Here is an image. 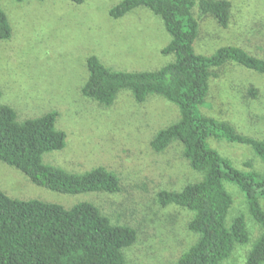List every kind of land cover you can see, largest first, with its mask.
<instances>
[{"label": "rangeland", "instance_id": "1", "mask_svg": "<svg viewBox=\"0 0 264 264\" xmlns=\"http://www.w3.org/2000/svg\"><path fill=\"white\" fill-rule=\"evenodd\" d=\"M123 0H0L12 36L0 41L1 103L12 107L18 120L57 112V128L64 131L66 147L45 155L44 161L72 173L102 166L120 179L115 194L66 195L32 183L21 171L0 161V190L19 200H39L71 208L89 202L113 224L133 227L136 243L124 251L127 264H177L196 242L188 230L191 213L180 207H163L161 191H179L201 180L183 157L180 143L156 153L151 140L161 129L179 119L178 108L160 96L137 103L122 91L107 107L84 97L88 78L86 61L97 56L117 71H154L173 60L162 54L170 42L162 20L146 8L113 19L109 11ZM232 18L228 29L211 18L200 19L198 54L210 56L217 49L236 45L264 58V0H228ZM194 14L198 17V11ZM199 18V17H198ZM253 86L258 98L248 94ZM203 112L226 120L246 136L264 140V76L236 65L227 66L214 80ZM210 145L237 167L251 161L264 173V162L251 148L225 141ZM234 197L229 222L244 214L251 242L237 246L222 264H246L252 242L262 228L250 216L242 192L227 185Z\"/></svg>", "mask_w": 264, "mask_h": 264}, {"label": "trees", "instance_id": "2", "mask_svg": "<svg viewBox=\"0 0 264 264\" xmlns=\"http://www.w3.org/2000/svg\"><path fill=\"white\" fill-rule=\"evenodd\" d=\"M138 8H146L162 20L171 37L162 54L173 60L158 70L130 72L110 69L91 56L86 61L88 78L81 93L107 107L120 92L128 91L137 103L160 96L178 108L179 119L151 140L156 153L180 143L190 168L201 175V180L179 191L158 194L163 207L174 205L192 215L188 230L197 240L177 264H222L237 246L250 244L245 215L228 220L234 205L229 184L242 192L250 216L262 228L252 242L246 264H264V173L254 170L251 161L244 162L245 169L237 167L210 145L214 139L248 146L264 162V140L241 134L230 122L203 112L210 107L212 82L222 77L227 66L264 76V58L236 45L223 46L210 56L195 51L201 18L211 17L221 28H229L232 4L228 0H123L109 16L120 19ZM11 36V24L0 6V41ZM248 94L258 98L259 90L251 86ZM1 99L0 90L1 162L21 171L35 185L60 194H115L121 190L119 177L105 167L72 173L45 163V155L66 147L67 135L57 128L58 113L20 121L17 112ZM137 239L133 227L113 224L92 203L66 208L14 199L0 190V264H127L124 251Z\"/></svg>", "mask_w": 264, "mask_h": 264}]
</instances>
